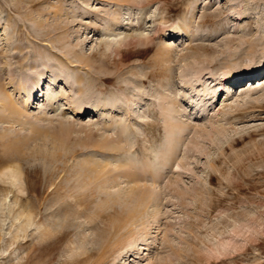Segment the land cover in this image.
Masks as SVG:
<instances>
[{"label":"rangeland","instance_id":"374dc122","mask_svg":"<svg viewBox=\"0 0 264 264\" xmlns=\"http://www.w3.org/2000/svg\"><path fill=\"white\" fill-rule=\"evenodd\" d=\"M262 63L264 0H0V264H264Z\"/></svg>","mask_w":264,"mask_h":264},{"label":"bare ground","instance_id":"6f19581e","mask_svg":"<svg viewBox=\"0 0 264 264\" xmlns=\"http://www.w3.org/2000/svg\"><path fill=\"white\" fill-rule=\"evenodd\" d=\"M180 30V29H179ZM180 34V33H179ZM176 36V35H175ZM179 36V35H178ZM264 66V63H262V65H260V67L257 69V70H259L261 67H263ZM256 70V71H257ZM253 73V71H249V72H246V73ZM246 73H244V74H246ZM257 73V72H256ZM223 77V80L224 81H229V82H233V80H234V82H235V80L236 79H239L241 76H235V75H224V76H222ZM185 81V80H184ZM183 83V82H182ZM186 85V84H185ZM41 87H42V83L40 82L39 84H37V86L34 88V90L36 91V92H40V90H41ZM33 90V91H34ZM36 92H34L35 94H36ZM39 94H37V96H38ZM31 100H32V96H30L26 101H25V103H24V108L27 106V105H29L30 103H31ZM76 109V111H78V112H81V113H84L85 112V110H82V109H79L78 107H76L75 108ZM97 109V108H96ZM96 109H94L93 111H95ZM98 110V109H97ZM100 112V111H99ZM103 112V111H102ZM96 113H98L97 111H96ZM103 114V113H102ZM10 176H11V178L12 179H17V178H19L20 177V175H19V172H16V171H10ZM135 219H136V217H135ZM27 220L30 222L31 221V219H30V217H27Z\"/></svg>","mask_w":264,"mask_h":264}]
</instances>
